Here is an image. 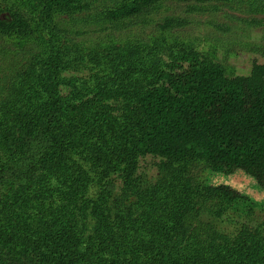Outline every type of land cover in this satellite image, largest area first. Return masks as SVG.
Returning <instances> with one entry per match:
<instances>
[{"label": "trees", "instance_id": "1", "mask_svg": "<svg viewBox=\"0 0 264 264\" xmlns=\"http://www.w3.org/2000/svg\"><path fill=\"white\" fill-rule=\"evenodd\" d=\"M17 1L0 0V40L18 45H0V56L21 61L11 73L0 63V185L13 191L0 264H264V209L255 214L258 204L198 172L240 171L264 188V61L229 75L197 53L164 63L149 49L124 70L127 57L89 49L83 86L66 62L71 34L54 18L98 8L121 24L168 0H39L37 17ZM72 83L85 92H67ZM153 159L160 182L113 197L119 177ZM224 219L235 236H221Z\"/></svg>", "mask_w": 264, "mask_h": 264}, {"label": "rangeland", "instance_id": "2", "mask_svg": "<svg viewBox=\"0 0 264 264\" xmlns=\"http://www.w3.org/2000/svg\"><path fill=\"white\" fill-rule=\"evenodd\" d=\"M19 1L22 2V8H27L37 17L36 13L41 10L39 0ZM103 1L101 0L102 3ZM109 1L105 0L106 3ZM99 4L101 3L96 2L95 7ZM167 20H174V26L167 30L161 29L159 25ZM53 22L59 29L71 34L68 38L69 43L71 42V52L66 62H74L71 64L70 72L77 79L80 77L85 79L83 86L89 83L87 81L91 77V75L85 77V74L89 72L84 66L89 62L84 56L85 52L90 51L89 49L108 50L110 48L112 56L127 57L122 63L124 70L131 64H135L133 54L140 56L149 49L153 51L158 49L164 63L171 61L170 55L173 54L197 53L203 59L222 64L229 75H246L254 60L264 61V0H218L189 5L168 0L152 14L125 20L121 24L102 20L98 8L93 11L76 12L73 15L59 14ZM49 27L52 28L51 25ZM49 27L44 25L45 29ZM74 41L81 47V51H84L81 52V57L72 55L73 52L80 51L73 47ZM5 42L15 45L14 49L18 48L16 41L0 40V45ZM92 51L94 53L95 50ZM8 57L0 56V63L7 65L5 72H14L15 67L18 70L21 61L13 54ZM118 58L120 57L116 59ZM136 64L138 65V62ZM1 77L0 73V79ZM120 80L123 84L126 81L120 77L115 80L114 85H117ZM143 83L141 81L139 86ZM70 86L71 88H66L67 92L70 91L69 93L85 92L80 85L72 83ZM118 122L123 125L124 120L120 119ZM157 163L156 159L148 160L129 179L119 177L120 187L113 197L123 200L125 193L136 194V189L145 192L149 186L154 187L164 177V171L157 167ZM198 172L207 183L229 185L238 190L260 206L255 214L263 213L264 188H260L250 176L240 171L230 176L212 173L210 170L200 169ZM12 196L13 191L10 186L0 185V216L5 211L3 205L11 204ZM134 197L135 195L131 196L126 203H131ZM113 213L112 219L115 217V212ZM219 228L223 238L235 236L239 229L232 219L220 221Z\"/></svg>", "mask_w": 264, "mask_h": 264}]
</instances>
